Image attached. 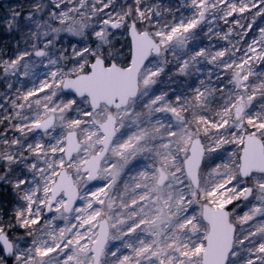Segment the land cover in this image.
<instances>
[{
    "label": "snow or ice",
    "instance_id": "1",
    "mask_svg": "<svg viewBox=\"0 0 264 264\" xmlns=\"http://www.w3.org/2000/svg\"><path fill=\"white\" fill-rule=\"evenodd\" d=\"M0 31V264H264V0H22Z\"/></svg>",
    "mask_w": 264,
    "mask_h": 264
},
{
    "label": "rangeland",
    "instance_id": "2",
    "mask_svg": "<svg viewBox=\"0 0 264 264\" xmlns=\"http://www.w3.org/2000/svg\"><path fill=\"white\" fill-rule=\"evenodd\" d=\"M20 2H22V0H0V29L3 27V20L7 14L8 7H15V5ZM3 38H5L4 33L0 31V39Z\"/></svg>",
    "mask_w": 264,
    "mask_h": 264
}]
</instances>
